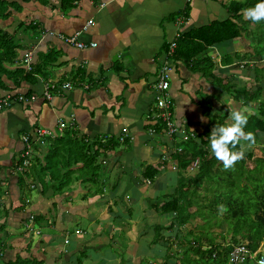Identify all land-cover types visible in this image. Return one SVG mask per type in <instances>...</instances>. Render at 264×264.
<instances>
[{"label":"crops","instance_id":"1","mask_svg":"<svg viewBox=\"0 0 264 264\" xmlns=\"http://www.w3.org/2000/svg\"><path fill=\"white\" fill-rule=\"evenodd\" d=\"M62 1L50 0L44 5L34 0L25 5L20 21L32 15L39 25L37 28L29 26L28 30L17 27L16 38L22 45L16 62L6 66L11 70L23 68L24 74L32 70V78L23 77L15 81L3 74L0 85V96L8 93H21L27 97L37 95L35 100L15 101L0 110V184L3 190L0 200L9 210L1 217L0 224L5 223V228L14 235L11 231L19 229L34 214L41 219L39 227L42 232L31 238L28 234L23 237L22 233V238L10 241L11 246L8 247L14 251L7 252L5 249L6 261L21 255L37 258L41 264L93 263L94 260L89 261L86 253L88 241L80 235H87L88 231L77 229L73 232L71 229L81 223L83 216L96 220L92 225L102 221L99 228H103L104 224L109 226L93 237L94 240L107 241L97 244L104 246L101 251L110 247L108 241L114 240L117 233H122V227L132 231L139 223L146 222V218L154 223L155 211L149 207L135 212V218L134 212L127 214L126 218L133 222L128 224L117 200L125 191L122 178L126 175L136 178L131 185L136 187L137 197L124 194L134 202L147 203L144 201L148 199L147 195L143 196L149 193V187L144 185L147 166L161 168V157L165 151L174 149L171 147L173 143L179 142V137L175 141L161 129L155 134L149 132L155 121L149 116L157 109L155 84L164 64L174 66L170 92L176 104L175 118L180 125L197 135L196 141L201 142L209 116L220 113L214 108L215 101L221 100L222 104L218 102L227 108L229 103L232 107L236 103L242 104L227 92H221L219 83L217 87L216 82L206 79L200 71L203 65H189L177 60L174 55L181 34L213 20L230 18L236 9L231 3H244L246 0H67L64 6L67 4L68 10L64 9ZM91 19L93 24L83 30ZM15 29L16 26L9 30L14 32ZM79 30H83L80 41L87 44L96 42L97 45L80 48L58 35L73 34ZM28 33H36L37 36L31 38L26 35ZM173 41H176V46L171 51ZM221 45H224L228 56ZM27 52L32 56L29 61L25 58ZM207 53L216 60L214 67L217 75L235 85L241 84H237V77L234 79L238 71L233 67L239 65L241 59L245 64L263 63L262 58L254 55L250 39L245 35L217 43ZM226 56L227 59L233 58L232 64H221ZM249 76H252L251 71ZM49 81H55L59 86L52 91L54 96L51 99L43 94ZM63 83H70L73 88L61 87ZM203 95L214 99V103L209 101L208 105H203ZM226 116L228 121L230 112ZM42 128L56 133L51 139L68 131L78 139L92 142L95 148L100 141L109 143L108 149L99 158L100 168L103 169H98L94 184L90 180L71 181L67 191L63 192L68 194L52 198L55 193L52 182L46 176L48 186L44 188L33 169L36 159H43L51 142L50 137L37 136L36 132ZM124 128L128 129L129 136L121 142L119 138ZM24 135H29L31 139L32 165L25 173H18L16 168L22 162L26 147ZM122 144L125 147L117 150L116 146ZM172 158L168 159V165L163 170H159V174L169 169L172 162H177ZM134 161L139 162L138 169ZM192 165L189 172L195 175L199 167L193 170ZM37 166L40 167L39 162ZM98 173L103 174L106 183L99 180ZM20 177H24V182ZM156 178L147 183L163 189L164 186L159 184L160 178L157 182ZM165 179L171 186L177 181ZM98 182L100 193H96L95 188ZM32 184L36 187L32 188ZM132 186L127 189L131 190ZM105 231H109L112 237H107ZM1 235L3 232L0 230ZM99 261L100 264L106 263L101 258ZM96 263L99 264L98 261Z\"/></svg>","mask_w":264,"mask_h":264},{"label":"trees","instance_id":"2","mask_svg":"<svg viewBox=\"0 0 264 264\" xmlns=\"http://www.w3.org/2000/svg\"><path fill=\"white\" fill-rule=\"evenodd\" d=\"M33 1L0 0V21L9 19L14 13H22L25 5ZM35 1L44 5L50 2ZM66 1H62V6ZM255 3L257 0H246L244 3L234 1L231 5L234 4L236 9L232 11L230 18L223 21L213 20L207 25L184 32L177 39L174 57L192 66L203 65L200 71L206 79L216 82L217 87L219 83L221 92H227L235 101L247 106L249 119L245 131L255 133V144H260L258 147L263 154H255L256 146L246 147L244 158L238 161L234 168L224 170L222 163L207 149L212 129L215 125H223L227 121L219 114L209 116V124L200 138L201 142L193 138L174 142L169 159L173 157L178 162L180 176L177 184L172 185V189L166 192L161 191L160 194L164 195V198H149V207L159 215L169 214L167 220L170 221L169 225L154 226L156 233L152 243L156 244L162 238L167 240L168 246L163 263L151 261L145 264H258V259L264 254L261 250L264 242V144L260 140L261 133H264V63L243 64L250 69L254 83L249 86L245 83L235 85L217 75L214 71L216 60L211 59L207 53L208 49L217 43L245 35L250 39L254 55L264 61V22L253 23L242 15L244 8ZM64 9H69L67 4ZM38 25L32 15H28L16 25L14 32L0 27V85L3 83V74L15 81L23 77L32 78V70L24 74L23 68L11 70L6 64L16 62L18 49L22 45L20 39L16 38L17 27L28 30L29 26L37 28ZM232 61V57L227 59L226 56L221 64L229 65ZM187 131L192 132L189 129ZM69 133L67 131L64 135L52 139L51 136H44L50 137L51 142L43 159H36L40 167L37 163L33 167L43 184L48 176L55 193L62 194L67 191L74 173L82 180L94 183L100 168L99 158L109 146L108 142L100 141L95 148L92 142L78 139ZM177 137L178 135H173L171 138L176 141ZM179 147L183 148L182 151L177 150ZM196 159L200 161L199 169L192 175L189 168ZM168 161L163 159L161 168H165ZM161 168L147 166L144 179H155ZM20 179L24 182V177ZM43 187L47 188L44 185ZM198 187L203 188L200 191ZM1 188L0 184V197L3 192ZM221 204L226 206L227 211L221 213L218 210V205ZM207 209L211 215H208ZM8 212V208L4 207V202L0 200V219ZM35 217L39 225L41 219ZM197 218H201L203 223H199ZM223 223L226 224L225 232L214 231L213 227L222 226ZM5 226V223L0 224V230L3 232V237H0V264H41L37 258L21 255L15 260H4L5 249L11 246L4 241L10 236ZM162 227L168 230L167 236L160 233ZM240 244L249 252L242 262H232L230 252ZM175 245L178 248H174ZM257 250L259 252L255 255Z\"/></svg>","mask_w":264,"mask_h":264},{"label":"rangeland","instance_id":"3","mask_svg":"<svg viewBox=\"0 0 264 264\" xmlns=\"http://www.w3.org/2000/svg\"><path fill=\"white\" fill-rule=\"evenodd\" d=\"M22 13H14V15L12 17H10L9 19L7 20H4V21H0V27H3V28H8L12 30V27L16 26L18 24V22L20 21V16H21ZM26 35H30L31 38H34L37 36L36 33H28ZM221 48L223 50V52L228 56V54L225 52V47L224 45H221ZM264 63V61H263ZM243 64H245V61H243V59H241L239 61V65L236 64L234 68V70L238 71L235 75H234V79L235 77H237V84H244L245 81H247V85H252L254 83V80H253V77L249 76V68L248 67H243ZM247 65H252V62H247L246 63ZM216 72V70H215ZM224 75V74H223ZM174 97V96H173ZM203 105H208L209 104V101L212 103H214V99H208L206 97V95H203ZM221 103V100H217L215 101V106L214 108L219 111V115L223 116L225 119L227 118L226 116V113H229L231 108H247V106L239 103H236L234 107H229L227 108V106L225 105H221L219 102ZM230 119V118H229ZM156 124V122L154 121V123L152 124V126H154ZM261 141L263 142L264 144V133H261V137H260ZM107 142V141H106ZM123 146L125 147V145H120V146H116L117 147V150L118 149H121L123 148ZM254 146H256L254 148V151H255V154L257 156H261L263 154L262 150L259 149L258 146H260V144H254L252 145L251 147L253 148ZM120 147V148H119ZM207 149H210V146L208 145L207 146ZM166 152V151H165ZM167 153L171 154V151L168 150ZM165 158V157H164ZM163 156L161 157V159L163 160L164 159ZM134 165H136V169H138L137 167L140 166L139 162L138 161H134ZM159 167V166H158ZM169 167H171L170 169H167L165 171H162L161 173L162 174H159V177L156 178V182L159 181L157 179L160 178V182L159 184L163 185V189H159V187L157 186L156 187V184L152 187L150 184H148V179L144 181V185L148 186L149 187V193H145L143 194V196L145 197L146 195V198L148 199H145L144 201L147 202V203H142L140 201H132L131 197L129 196H126L124 194V192L128 193L129 195L133 196L134 198L137 197V193H135V188L136 187H133L131 184L134 183V181L136 180L135 177H126V175L122 178L123 179V182H124V192L119 196L117 202H118V205H119V209L121 211V214L122 216L124 217V220L127 221L128 224L132 225L133 222H131L128 218H126V215L127 214H130V213H133L134 212V215L133 217L135 218V212L139 211L140 209H148L149 208V205H150V200L149 198H153L154 200L160 196V199L164 198V195H161V191L159 190H165L168 191L169 189H172L171 186L168 181H166L165 177L168 179V180H178V176L179 173L176 172L177 170L179 171L178 169V165L176 162H172ZM135 168V167H134ZM101 171L103 169L100 168ZM163 170V168H161ZM101 178H100V177ZM71 177V176H70ZM69 177V178H70ZM98 178L101 182L103 183H106L104 182L105 181V178L103 176L102 173H98ZM79 179H81L77 173H74L72 175V182L73 181H78ZM44 183V182H43ZM42 183V184H43ZM165 183V185H164ZM94 184V183H93ZM177 184V181L176 183ZM45 187L48 186L47 184V181L45 180V184H43ZM99 182L95 185V188H96V193H100L101 191V188L99 186ZM103 185V184H102ZM174 185V184H173ZM131 187V190H128L127 188L128 187ZM152 188V189H150ZM203 187H198V189L201 191ZM157 191V192H156ZM68 193H57L52 196L53 199H56L57 197H62L64 195H66ZM24 195H26V191L24 193ZM23 195V196H24ZM136 206H135V205ZM146 204V206H145ZM125 206H127V208H125ZM125 208V209H124ZM133 208V209H132ZM142 211V210H141ZM206 212L208 213V215H211V212L207 209ZM155 214V221L154 223H152V219L150 218H146L145 221L146 222H142V223H139L138 226H135L134 230L130 231V230H126L125 228L122 227V233H117L115 235V239L114 240H111V241H108L111 245L108 249H104L101 251V249L104 247L102 245L101 246H97V244H100V243H106L107 241H99V240H94L93 237L94 235L97 233V232H100L104 229H107V224H104L103 228H99V224L102 225V221H98L99 224L97 225H92V224H95L96 223V220L92 221L91 219H88L87 217L88 216H83L82 217V221L81 223H79L77 226H73L72 231L76 232L77 229H82V230H86L88 231V234L85 235L84 233L83 234H80L82 236H85V238L87 239V243L89 245V248H87V251L86 253L88 254V256L90 257L89 258V261L94 260L93 263H89V264H97L96 262L98 261V263L100 264V261L99 259L101 258V260H103L104 262L106 261V263H102V264H145L147 262H158V263H163L164 261V255H165V252L167 250V246H168V242L166 239H160V241L156 244H152V240L154 238V234L156 233V230H155V225L157 224H166V225H169L170 221L167 220L169 217L168 215L169 214H157L156 212L154 213ZM171 215H173L171 213ZM138 221H141V218H138ZM197 221L199 223H203V220L201 218H197ZM120 225V224H119ZM19 229L17 230H14L11 231V233H15L14 235L10 234V236H8L4 241L6 243H10V241H13L14 239L17 241L19 238H22L21 237V234L23 237L26 236V234H28L31 238L33 233H31V231L28 229V227L25 225V222H23L21 224L20 227H18ZM214 231L216 232H225L226 231V224L223 223L222 226H215L213 227ZM167 229L165 227H162L161 230H160V233L162 235H166L167 236ZM71 233V232H69ZM107 237L108 236H111L112 235L110 234L109 231H105ZM35 235V234H34ZM3 237V235H1ZM26 238V237H25ZM25 241V239H23ZM69 241V239H67ZM94 240V241H93ZM130 241H133V243H131ZM11 244V243H10ZM152 244V245H151ZM263 244L264 242L262 243V246H261V250L264 251L263 249ZM115 246V247H113ZM161 246V247H160ZM174 248H178V246H174ZM31 249V248H29ZM6 251L7 252H10V251H14V250H11L9 247L6 248ZM141 259H143L141 261ZM145 261V262H143Z\"/></svg>","mask_w":264,"mask_h":264},{"label":"built area","instance_id":"4","mask_svg":"<svg viewBox=\"0 0 264 264\" xmlns=\"http://www.w3.org/2000/svg\"><path fill=\"white\" fill-rule=\"evenodd\" d=\"M94 20H89L87 22V25L83 28V30L87 29L89 25H92ZM83 30H79L76 33L73 34H58L60 38L64 39L66 42L70 44H74L80 48H85L88 47L90 44L91 46H96V42H91L89 44L85 43L84 41L79 40V36L81 35ZM176 46V41H173L171 43V51L174 50ZM31 54L27 52L25 54V58L27 61L31 59ZM173 64H164L162 66L161 72L158 76V80L155 84V88L157 91L156 95V106L157 109L155 110V113L153 115L149 116V119L155 120L156 124L154 126H151L149 128L150 134H155L158 132L159 129L162 131L166 132L169 136L173 135H178L180 140L188 141L190 138H193L194 140L197 139V135L192 131L188 132L187 129H185L182 125H180L176 118H175V101L171 95L170 88H171V83H172V70H173ZM65 87L68 89L73 88V85L70 83H63L61 87ZM58 83L55 81H49L46 82L43 90V94L47 99H51L53 96L52 91L58 89ZM37 98L36 94H32L30 97H27L24 94H11L8 93L6 95H3L0 97V110H3L6 107H9L12 103L15 101L19 102H26L28 100H35ZM127 128H124L121 136H120V141L125 142L126 138L129 136V133H127ZM37 136L43 137V136H51L54 137L56 133L50 129L47 128H42L38 129L36 132ZM23 141L24 144L26 145L25 149L23 150L22 153V162L17 166L16 170L18 173H25L30 164H31V156L33 153L32 149V143L29 135H24L23 136ZM182 147H179L177 150L182 151ZM168 151V150H167ZM165 152L163 154V158L168 160L170 154ZM172 154V153H171ZM200 161L196 159L193 162L192 169L195 170L196 168L199 167ZM148 182H150V179H148ZM32 188L36 187L35 184L31 185ZM27 202H30V198L26 199ZM26 226L28 229L33 233V235H39L41 234V228L37 225L36 223V217L34 214H31L28 218V221L26 223ZM248 249L244 245H237L231 252H230V260L232 262H242L244 260L245 255L248 253ZM256 255V253H255ZM258 264H264V254L258 259Z\"/></svg>","mask_w":264,"mask_h":264},{"label":"clouds","instance_id":"5","mask_svg":"<svg viewBox=\"0 0 264 264\" xmlns=\"http://www.w3.org/2000/svg\"><path fill=\"white\" fill-rule=\"evenodd\" d=\"M242 15L244 19L253 23L264 22V0H257L253 6L244 8ZM248 119L249 113L246 108H231L230 119L223 125H215L209 135L210 151L215 159L222 163L224 170L234 168L236 163L244 158L246 147L255 144V133L245 131ZM218 210L223 213L227 208L221 204L218 205ZM258 252L259 250L256 254Z\"/></svg>","mask_w":264,"mask_h":264},{"label":"bare ground","instance_id":"6","mask_svg":"<svg viewBox=\"0 0 264 264\" xmlns=\"http://www.w3.org/2000/svg\"><path fill=\"white\" fill-rule=\"evenodd\" d=\"M54 96V95H53Z\"/></svg>","mask_w":264,"mask_h":264}]
</instances>
